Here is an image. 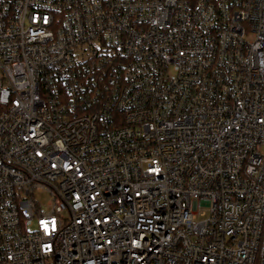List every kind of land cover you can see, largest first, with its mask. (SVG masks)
Segmentation results:
<instances>
[{
  "label": "built area",
  "instance_id": "obj_1",
  "mask_svg": "<svg viewBox=\"0 0 264 264\" xmlns=\"http://www.w3.org/2000/svg\"><path fill=\"white\" fill-rule=\"evenodd\" d=\"M0 264H264V0H0Z\"/></svg>",
  "mask_w": 264,
  "mask_h": 264
},
{
  "label": "rangeland",
  "instance_id": "obj_2",
  "mask_svg": "<svg viewBox=\"0 0 264 264\" xmlns=\"http://www.w3.org/2000/svg\"><path fill=\"white\" fill-rule=\"evenodd\" d=\"M40 200L42 201L43 204H46V201L48 200V198L45 195H41Z\"/></svg>",
  "mask_w": 264,
  "mask_h": 264
}]
</instances>
